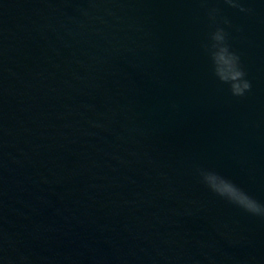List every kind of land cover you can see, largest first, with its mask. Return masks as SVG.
<instances>
[{
  "label": "water",
  "instance_id": "obj_1",
  "mask_svg": "<svg viewBox=\"0 0 264 264\" xmlns=\"http://www.w3.org/2000/svg\"><path fill=\"white\" fill-rule=\"evenodd\" d=\"M239 2L0 0V264H264V220L197 172L264 204V0Z\"/></svg>",
  "mask_w": 264,
  "mask_h": 264
},
{
  "label": "clouds",
  "instance_id": "obj_2",
  "mask_svg": "<svg viewBox=\"0 0 264 264\" xmlns=\"http://www.w3.org/2000/svg\"><path fill=\"white\" fill-rule=\"evenodd\" d=\"M233 8L241 12L250 11L242 6L239 0H225ZM217 9H211L209 17L215 21ZM227 23V21H225ZM227 33L216 27L209 35V43L204 45L208 54L214 76L222 84L228 85L230 93L242 97L251 90V82L246 79L240 57L233 52L227 43ZM201 182L216 196L235 205L244 212L264 220V204L250 196L246 191L219 173L207 169H197Z\"/></svg>",
  "mask_w": 264,
  "mask_h": 264
}]
</instances>
